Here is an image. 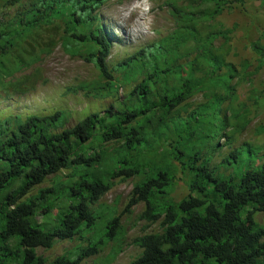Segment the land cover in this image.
<instances>
[{
  "label": "trees",
  "instance_id": "16d2710c",
  "mask_svg": "<svg viewBox=\"0 0 264 264\" xmlns=\"http://www.w3.org/2000/svg\"><path fill=\"white\" fill-rule=\"evenodd\" d=\"M107 1L2 0L0 84L61 40L99 69V80L80 84V90L95 97L117 92L120 83L107 62L113 41L98 12ZM236 1L165 0L176 28L119 63L115 70L123 80L137 83L103 112L72 127L67 126L70 113L61 110L16 115L0 124V264H46L39 247L76 237L75 251L50 264H81L107 241L121 245L120 216L110 211L105 217L99 205L117 178H134L126 212L144 202L140 218L160 221L162 227L134 239L142 253L128 264H264V226L257 220L264 211L263 158L251 144L235 149L223 165L237 167L246 154L250 162L232 178L212 167L204 152V140L214 136L203 124L212 116V124L226 126L227 119L214 114L223 94L239 99L231 84L239 71L216 46L218 38H228L227 31L208 27L203 33L198 24L215 20ZM11 6L18 9L2 16ZM13 86L25 91L22 80ZM199 91L210 96L209 102L184 117L182 107ZM65 168L71 169L65 181L23 199ZM178 170L189 192L175 201ZM64 193L61 222L39 221L42 205L50 203L52 209Z\"/></svg>",
  "mask_w": 264,
  "mask_h": 264
},
{
  "label": "rangeland",
  "instance_id": "374dc122",
  "mask_svg": "<svg viewBox=\"0 0 264 264\" xmlns=\"http://www.w3.org/2000/svg\"><path fill=\"white\" fill-rule=\"evenodd\" d=\"M164 2L165 0H109L99 9L102 23L113 41L107 62L118 80L117 83H120L118 89L115 87L117 92L106 97H95L80 90V84L99 80V69L94 62L86 60L77 52H71L65 42L59 40L52 50L42 52L39 60L7 76L5 83L0 84V124L16 115L22 118L32 114L45 116L61 110L70 113L67 126L72 127L86 115L103 112L118 99H123L133 89L137 79L123 80L122 72L115 70L119 69V63L176 28V22ZM1 3L2 0L0 5ZM232 5V8L215 20L200 22L198 27L203 33L207 32L208 27L209 30L227 31L228 38H218L216 46L221 47V52L239 71L231 82L239 99L223 94L224 100L214 114L226 118V126L212 124V116L210 123L203 124L212 128L213 134H210L214 136V139L204 140V152L212 157L211 166H218L220 172L234 178L250 162V157L246 154L244 161L237 167L223 165L222 161L235 149L251 144L257 155L263 158L260 160H264V4H260V0H239ZM17 7H9L3 11L2 16L13 14ZM46 11L51 14L49 8ZM45 35L44 38L48 40L50 34ZM259 48L262 50L261 55L258 53ZM181 60L184 61L185 57ZM19 80L23 81L22 89L25 91L15 90L13 85ZM209 100L210 96L204 91L197 92L182 107V115L186 117L189 111L207 104ZM194 139L193 143L199 144L201 141ZM1 166L0 162V169ZM70 171L71 169L65 168L50 175L23 199L36 195L42 188L52 187L59 179L65 181ZM183 176L179 170L176 172L172 192L175 201L189 192ZM133 187L134 178H117L111 189L99 200L102 207L100 210L105 213V217L110 211L120 216L125 232L124 242L121 245L115 240L103 243L96 254L85 258L81 264H128L142 253V248L133 242L134 239L145 233L161 231L160 221L148 223L140 218L145 208L144 202H139L126 212ZM67 197L64 193L56 200L52 209L50 203L43 204L39 221L50 220L59 224L64 216L63 206L67 203ZM257 220L264 226V211L257 214ZM78 243L77 237L57 240L53 247H39L37 252L47 259L46 264H50L60 255L72 254Z\"/></svg>",
  "mask_w": 264,
  "mask_h": 264
},
{
  "label": "clouds",
  "instance_id": "9594fccd",
  "mask_svg": "<svg viewBox=\"0 0 264 264\" xmlns=\"http://www.w3.org/2000/svg\"><path fill=\"white\" fill-rule=\"evenodd\" d=\"M149 7H150V5H149ZM147 10V9H146Z\"/></svg>",
  "mask_w": 264,
  "mask_h": 264
}]
</instances>
